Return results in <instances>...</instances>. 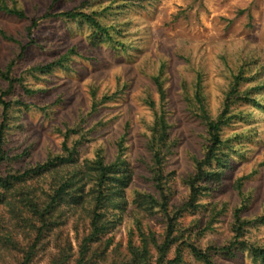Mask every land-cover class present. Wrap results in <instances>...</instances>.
Wrapping results in <instances>:
<instances>
[{
	"label": "rangeland",
	"instance_id": "obj_1",
	"mask_svg": "<svg viewBox=\"0 0 264 264\" xmlns=\"http://www.w3.org/2000/svg\"><path fill=\"white\" fill-rule=\"evenodd\" d=\"M6 2L29 19L0 14V32L18 40L0 35V67L16 63L15 76H26L35 91L20 94L31 108L12 111L13 165L44 163L61 155L67 142L78 145L80 161L101 154L109 165L125 159L131 167L124 193L129 205L118 217L114 210L108 215L106 230L90 245L91 255L97 254L91 264L127 260L130 244L140 246L141 232L163 244L169 226L165 207L176 238L168 259L180 249L178 264H204L187 247L194 244L216 264H264L251 248H264V0ZM73 10L91 16L102 30L88 19L56 17ZM31 20L38 22L35 43ZM199 89L213 119L232 99L222 127L225 144L218 151L231 161L228 168L205 167L226 176L199 182L209 190L191 206L188 184L211 143ZM162 128L168 141L158 165L153 138ZM148 195L159 201L152 211L134 203ZM65 212L62 225L42 242L35 264H50L66 244L75 264L90 226L70 207ZM239 231L243 238H237ZM150 248L156 262L159 253ZM14 256L0 250V264L13 263Z\"/></svg>",
	"mask_w": 264,
	"mask_h": 264
},
{
	"label": "trees",
	"instance_id": "obj_2",
	"mask_svg": "<svg viewBox=\"0 0 264 264\" xmlns=\"http://www.w3.org/2000/svg\"><path fill=\"white\" fill-rule=\"evenodd\" d=\"M1 13L12 15L20 20L29 19L24 11L11 7L6 0H0ZM56 17L66 20L88 19L102 30L101 25L91 16L75 10L59 14ZM37 26L38 22L31 20L28 30L33 43H35L33 30ZM0 35L5 41L18 42L14 36L4 31H1ZM22 48L19 53L21 56L25 52V48ZM15 66L16 63L12 62L6 68L0 67V80L6 84V86L0 87V250L15 255L13 263L9 264H35L42 249V242L62 225L63 219L69 212V210L65 212V209L70 207V212L74 211L80 218L89 221L90 226V232L84 237L79 256L74 262L75 264H91L97 254L91 255L90 245L98 241L97 239L106 230L108 215L114 210L118 217L117 211L123 213L129 205L124 193L132 182L131 167L125 159H120L114 165H109L101 154H98L94 159L80 161L78 145L69 146L65 142L61 155L49 158L44 163L31 164L27 168L17 169L13 165L15 158L8 148L9 131L13 120L12 111L31 108V105L29 106L20 98L21 95H31L35 91L29 88L26 76H15ZM159 86L162 88L161 83ZM200 91L201 89L197 94V100L200 105L201 118L207 127L211 143L207 149L206 159L198 163L197 175L188 184L191 189V206H197L200 196L209 190L207 186H199V182L221 181L226 176L223 172L207 173L205 167L224 164L228 168L231 161L230 157L219 156L218 151L225 144L222 139V127L228 122L226 117L232 99L231 97L227 99L222 115L218 119H213L204 104ZM153 140L157 164L162 165L165 157L164 149L168 141L166 128L156 130ZM235 154V151L231 153L232 156ZM134 203H137L139 208H144L145 211L146 209L152 211L159 205V201L154 195L142 196V199L134 200ZM168 210L165 207L164 213L169 220L165 242L158 244L156 240H152L144 232H141L140 246L131 243L127 260L114 264L181 263L183 260L180 249L175 250L174 259H168L176 245L173 218L170 217ZM240 214V211L235 214L239 223L241 221ZM138 223L141 221L138 220ZM243 237L244 234L239 231L237 238ZM242 244L245 245V242ZM152 245L159 253L156 262L152 260L150 248ZM187 247L192 255L202 263L216 264L209 253L203 252L194 244H187ZM251 248L256 259L264 261V248L253 246ZM72 250L70 244L64 245V248H60L59 254L52 257L50 264H70L73 258Z\"/></svg>",
	"mask_w": 264,
	"mask_h": 264
}]
</instances>
